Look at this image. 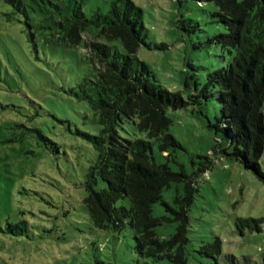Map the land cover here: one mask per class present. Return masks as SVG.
Returning a JSON list of instances; mask_svg holds the SVG:
<instances>
[{"label": "rangeland", "instance_id": "obj_1", "mask_svg": "<svg viewBox=\"0 0 264 264\" xmlns=\"http://www.w3.org/2000/svg\"><path fill=\"white\" fill-rule=\"evenodd\" d=\"M113 1L87 0L84 8L88 15L107 12ZM133 1L143 9L146 26L147 45L138 56L162 85L188 99L196 90L186 87V77L195 73L202 88L207 74L229 58L221 47L207 43L221 28L213 16L215 3ZM9 12V4L0 0V264H171L141 257L129 227L116 232L92 221L84 184L98 151L81 132L100 134L102 125L88 102L73 93L86 68L84 51L41 42L35 46L23 22L10 20ZM194 25V32L184 28ZM220 110L216 95L201 109L194 104L169 109L171 132L183 148L172 159L157 145L154 154L175 171L183 166L194 181L188 264H215L199 251L217 236L223 264L229 254L236 264H258L264 255V224L262 232L245 229L242 235L236 219L264 218V181L230 148L220 150L228 146L215 125ZM261 165L264 170V156ZM184 189V183H173L164 198L173 204ZM154 212L168 213L161 203ZM175 228L168 223L159 232L169 237Z\"/></svg>", "mask_w": 264, "mask_h": 264}, {"label": "trees", "instance_id": "obj_2", "mask_svg": "<svg viewBox=\"0 0 264 264\" xmlns=\"http://www.w3.org/2000/svg\"><path fill=\"white\" fill-rule=\"evenodd\" d=\"M5 1L8 18L23 22L35 46L41 42L84 51L86 68L73 93L88 102L102 125L100 134L81 132L98 151L83 198L94 224L116 232L129 227L143 258L188 264L194 181L183 166L175 171L169 162L157 161L155 146L172 159L183 145L171 132L169 109L189 104L201 109L216 95L221 115L215 125L228 142L220 150L230 148L234 158L264 181V0H213V16L221 28L207 43L221 47L229 58L207 74L202 88L196 74H189L186 87L196 93L188 99L162 85L138 56L142 44L147 45L146 26L143 9L133 0H114L109 11L97 9L92 15L85 11L87 0ZM196 27L184 26L188 32ZM173 183H184L185 189L171 204L163 193ZM124 200L129 203L120 204ZM157 203L168 213L157 216ZM168 223L176 224L175 232L164 237L159 228ZM263 224V217L236 219L242 235L245 229L262 232ZM199 252L223 264L220 237ZM226 256L224 264H236L234 255ZM258 264H264V255Z\"/></svg>", "mask_w": 264, "mask_h": 264}]
</instances>
